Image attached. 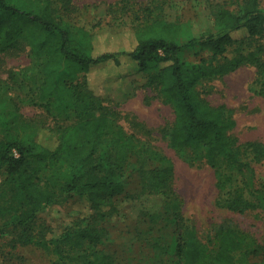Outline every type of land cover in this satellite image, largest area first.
Here are the masks:
<instances>
[{
    "label": "trees",
    "instance_id": "trees-1",
    "mask_svg": "<svg viewBox=\"0 0 264 264\" xmlns=\"http://www.w3.org/2000/svg\"><path fill=\"white\" fill-rule=\"evenodd\" d=\"M55 1L64 12L71 7L70 0ZM235 1L241 5L240 12L218 7L214 28L198 37L192 36L187 23L146 12L141 25L122 41L54 18L51 0H0V52L25 42L35 58H42L39 99L57 115L73 112L75 117L53 137L43 128L28 125L17 107L0 97V124L7 129L0 140V169L5 174L0 186V219L2 227L13 232L14 245H33L73 264H114L100 248L106 236L102 223L114 211L112 200L125 192L124 177L132 167L140 193L163 198L160 210L144 215L147 234L159 227V235L145 240L152 250L151 264H247L246 255L256 256L264 249L250 245L246 254L235 259L233 253L246 243V237L231 228H219L217 249L210 252L196 233L183 225L180 200L173 189L172 161L116 124L112 115L103 111L101 97L90 89L92 81L108 90L116 86L114 103L132 97L138 88L155 90L173 113V122L167 127L169 147L203 150L221 190L229 179L219 171L221 161L237 171L247 164L241 147L229 134L235 127L231 113L203 97L207 82L250 57L262 73L260 92L264 97V63L255 53L228 65L214 62L239 41H253L258 52L261 50L264 8L260 0ZM187 48L209 52L210 60L182 61L180 54ZM243 147L253 153L256 162L264 159L261 144ZM73 195L92 213L58 237H48L51 230L37 223V215ZM224 205L240 213L256 208L239 193ZM170 230L176 241L165 239L164 233Z\"/></svg>",
    "mask_w": 264,
    "mask_h": 264
},
{
    "label": "rangeland",
    "instance_id": "rangeland-1",
    "mask_svg": "<svg viewBox=\"0 0 264 264\" xmlns=\"http://www.w3.org/2000/svg\"><path fill=\"white\" fill-rule=\"evenodd\" d=\"M51 2L54 18L94 35H115L122 41L141 25L147 17L146 12L152 17L187 23L192 36L198 37L214 28V13L218 7L234 13L241 10L240 3L235 0H70L71 7L66 12L55 0ZM260 7L264 8V0H260ZM260 48L258 52L253 41H239L214 62L228 65L253 52L264 63V39H261ZM210 56L207 51L187 48L181 52L180 59L200 63L201 60L209 61ZM41 63L42 58H35L25 42L0 52V97L10 100L28 125L43 128L57 137L75 117L73 112L66 116L57 115L46 101L39 99L43 80ZM96 71L92 73V80ZM261 79L258 62L248 57L231 72L207 82L203 97L211 105H223L231 113L235 127L229 134L236 140L237 147H241L242 160L247 164L242 171H237L221 161L219 171L229 178L221 190L217 189L216 174L206 163L203 150L176 151L169 147L167 127L173 122V113L155 90L138 88L132 97L114 103L116 86L108 90L101 84L96 86L94 81L90 86L95 96L101 97L103 111L112 115L116 124L172 161L173 189L180 200L183 225L192 229L210 252L217 249L219 228H231L246 237V243L233 253L235 259L246 254L250 245L264 248V159L256 162L253 153L243 147L246 143H259L264 147ZM5 134L7 129L0 124V140ZM131 168L124 177L125 192L112 200L114 211L102 223L106 236L100 248L114 259V264H151L152 250L145 240L159 235V227L147 234L144 215L160 210L163 198L140 193L139 179ZM4 177V171L0 169V186ZM238 193L256 208L242 213L227 209L225 201ZM91 213L85 203L73 195L45 207L36 221L50 228L48 237H58L65 228L88 218ZM1 223L0 219V264H73L33 245H14L13 232L2 227ZM170 231L164 233L165 239L176 241V235ZM246 259L247 264H264V249L256 256L246 255Z\"/></svg>",
    "mask_w": 264,
    "mask_h": 264
}]
</instances>
